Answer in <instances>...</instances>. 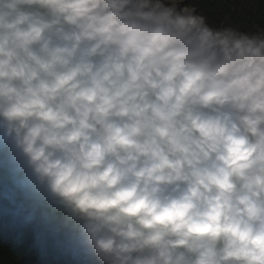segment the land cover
<instances>
[{"label":"clouds","instance_id":"9594fccd","mask_svg":"<svg viewBox=\"0 0 264 264\" xmlns=\"http://www.w3.org/2000/svg\"><path fill=\"white\" fill-rule=\"evenodd\" d=\"M0 140L98 264H264V31L0 0Z\"/></svg>","mask_w":264,"mask_h":264},{"label":"trees","instance_id":"16d2710c","mask_svg":"<svg viewBox=\"0 0 264 264\" xmlns=\"http://www.w3.org/2000/svg\"><path fill=\"white\" fill-rule=\"evenodd\" d=\"M183 5L185 3L181 2ZM214 28L264 31V0H186ZM0 264H98L74 221L47 213L34 193L0 182Z\"/></svg>","mask_w":264,"mask_h":264},{"label":"water","instance_id":"95a60500","mask_svg":"<svg viewBox=\"0 0 264 264\" xmlns=\"http://www.w3.org/2000/svg\"><path fill=\"white\" fill-rule=\"evenodd\" d=\"M0 182H15L28 187L47 213L68 217L62 208L53 203L47 192L35 184L23 158L3 140H0Z\"/></svg>","mask_w":264,"mask_h":264},{"label":"rangeland","instance_id":"374dc122","mask_svg":"<svg viewBox=\"0 0 264 264\" xmlns=\"http://www.w3.org/2000/svg\"><path fill=\"white\" fill-rule=\"evenodd\" d=\"M181 2L185 3L184 5L188 6L189 8H193V7H191L190 5H188V4L186 3V0H181Z\"/></svg>","mask_w":264,"mask_h":264}]
</instances>
